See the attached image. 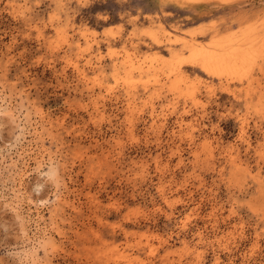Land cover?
Segmentation results:
<instances>
[{
    "label": "rangeland",
    "instance_id": "1",
    "mask_svg": "<svg viewBox=\"0 0 264 264\" xmlns=\"http://www.w3.org/2000/svg\"><path fill=\"white\" fill-rule=\"evenodd\" d=\"M0 264H264V0H0Z\"/></svg>",
    "mask_w": 264,
    "mask_h": 264
},
{
    "label": "bare ground",
    "instance_id": "2",
    "mask_svg": "<svg viewBox=\"0 0 264 264\" xmlns=\"http://www.w3.org/2000/svg\"><path fill=\"white\" fill-rule=\"evenodd\" d=\"M142 69V68H141ZM4 114V113H3ZM13 209V208H12ZM22 232H24V231H22Z\"/></svg>",
    "mask_w": 264,
    "mask_h": 264
}]
</instances>
